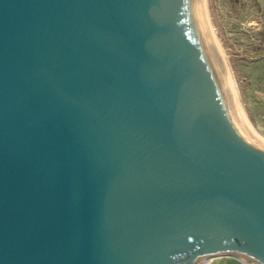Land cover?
Masks as SVG:
<instances>
[{"label": "water", "instance_id": "water-1", "mask_svg": "<svg viewBox=\"0 0 264 264\" xmlns=\"http://www.w3.org/2000/svg\"><path fill=\"white\" fill-rule=\"evenodd\" d=\"M225 84L202 0H0V264H264Z\"/></svg>", "mask_w": 264, "mask_h": 264}, {"label": "rangeland", "instance_id": "rangeland-1", "mask_svg": "<svg viewBox=\"0 0 264 264\" xmlns=\"http://www.w3.org/2000/svg\"><path fill=\"white\" fill-rule=\"evenodd\" d=\"M242 1L207 0L208 11L242 111L264 138V0ZM213 260L209 264H245L234 257Z\"/></svg>", "mask_w": 264, "mask_h": 264}, {"label": "bare ground", "instance_id": "bare-ground-1", "mask_svg": "<svg viewBox=\"0 0 264 264\" xmlns=\"http://www.w3.org/2000/svg\"><path fill=\"white\" fill-rule=\"evenodd\" d=\"M203 6V14H204V26L205 33L210 45L211 51L213 53L221 80L225 81V93L230 105V108L236 118L238 125L244 134L249 138V140L261 147H264V138L261 137L254 128L250 125L248 120L245 117V114L242 111V108L239 103L236 87L234 84V80L224 55L223 49L220 45V42L217 38L213 25L211 23V19L208 11V3L207 0H202ZM205 257H198L195 264H200ZM244 258V257H243ZM248 264H255L248 259L244 258Z\"/></svg>", "mask_w": 264, "mask_h": 264}, {"label": "trees", "instance_id": "trees-1", "mask_svg": "<svg viewBox=\"0 0 264 264\" xmlns=\"http://www.w3.org/2000/svg\"><path fill=\"white\" fill-rule=\"evenodd\" d=\"M239 3L243 4V1L242 0H237Z\"/></svg>", "mask_w": 264, "mask_h": 264}, {"label": "crops", "instance_id": "crops-1", "mask_svg": "<svg viewBox=\"0 0 264 264\" xmlns=\"http://www.w3.org/2000/svg\"><path fill=\"white\" fill-rule=\"evenodd\" d=\"M213 261H216V260H213Z\"/></svg>", "mask_w": 264, "mask_h": 264}]
</instances>
